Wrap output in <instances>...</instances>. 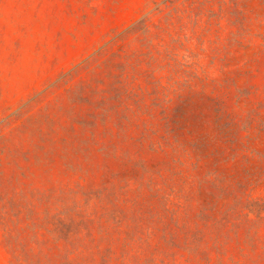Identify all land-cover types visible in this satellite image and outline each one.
<instances>
[{
  "label": "rangeland",
  "instance_id": "rangeland-1",
  "mask_svg": "<svg viewBox=\"0 0 264 264\" xmlns=\"http://www.w3.org/2000/svg\"><path fill=\"white\" fill-rule=\"evenodd\" d=\"M0 264H264V0H0Z\"/></svg>",
  "mask_w": 264,
  "mask_h": 264
}]
</instances>
